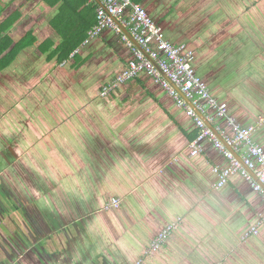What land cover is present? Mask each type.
Instances as JSON below:
<instances>
[{
	"label": "crops",
	"instance_id": "crops-1",
	"mask_svg": "<svg viewBox=\"0 0 264 264\" xmlns=\"http://www.w3.org/2000/svg\"><path fill=\"white\" fill-rule=\"evenodd\" d=\"M198 1L140 3L170 41L193 49L211 95L255 125L264 148V55L247 37H262L264 11L231 2L216 14ZM99 4L0 0V166L13 170V188L32 182L48 225L62 228L56 243L70 242L77 264H264V220L243 237L264 218V198L240 174L215 187L213 168L227 161L208 141L190 155L198 128L173 97L143 73L100 96L132 53L111 29L87 37ZM207 122L220 138L231 132L224 118ZM113 197L119 206L105 209Z\"/></svg>",
	"mask_w": 264,
	"mask_h": 264
},
{
	"label": "built area",
	"instance_id": "built-area-1",
	"mask_svg": "<svg viewBox=\"0 0 264 264\" xmlns=\"http://www.w3.org/2000/svg\"><path fill=\"white\" fill-rule=\"evenodd\" d=\"M96 21L88 30L87 37L97 36L104 29L116 32L132 53L124 68L109 83L102 86L100 96H105L120 84L133 79L140 73L146 74L160 85L176 106L190 116L198 132L189 144L190 155L200 154L202 143L210 142L227 164L215 166L218 179L216 188L224 186L230 176L240 174L264 198V148L252 139L255 125H241L227 113V105L219 103L211 95L207 82L196 72L193 65L194 51L186 43H173L163 29L148 14L146 9L134 0H99ZM123 28L128 31L125 33ZM143 50H141L137 45ZM213 110L214 114H208ZM224 118L231 132H222V138L208 125L207 121ZM219 129V128H217ZM119 206L118 198H111L105 209ZM264 218L248 230L243 237L257 233ZM175 223L166 226L144 250L152 253L163 243ZM142 258L136 260L140 264Z\"/></svg>",
	"mask_w": 264,
	"mask_h": 264
},
{
	"label": "flooded vegetation",
	"instance_id": "flooded-vegetation-1",
	"mask_svg": "<svg viewBox=\"0 0 264 264\" xmlns=\"http://www.w3.org/2000/svg\"><path fill=\"white\" fill-rule=\"evenodd\" d=\"M4 164L2 161L0 166V264H77L76 257L69 254L70 242L54 241L62 228L54 220L48 225L37 206L40 200L35 199L39 191H30L32 182L13 188V170ZM25 178L28 176L23 174L24 183ZM49 236L55 243L52 249L47 248Z\"/></svg>",
	"mask_w": 264,
	"mask_h": 264
},
{
	"label": "rangeland",
	"instance_id": "rangeland-1",
	"mask_svg": "<svg viewBox=\"0 0 264 264\" xmlns=\"http://www.w3.org/2000/svg\"><path fill=\"white\" fill-rule=\"evenodd\" d=\"M187 1L196 2L197 0H187ZM198 2H205V5H203V6L200 5V6H202V8L204 10L210 9L209 10L210 13H216V14H219L222 11H224L222 13V14H224L227 10H229L231 8V6H233L231 2H233L235 4L234 6H237L240 3V5H241L240 8L243 9V11H245V10L247 11V9L249 8V3H252L253 5H256L258 13H260V11L261 12L264 11V0H201V1L199 0ZM230 3H231V5H230ZM213 8H215V9L212 10ZM223 9H225V10H223ZM258 13H256V15H258ZM241 28H242V31H241L242 33H244V32L248 33V31H247V29L245 27H241ZM230 32L231 31H228L229 35L227 36L229 39L232 38ZM261 35H262V37L259 36V35L257 36V35H254V34H251V35L247 34V37H249L251 39V42H249V43L254 46V48H255L254 51H255V53H257L258 56L264 55V53L262 52V51H264V40H263L264 39V33L261 32ZM261 40H263V41H261ZM249 43H247V44H249ZM257 44H258V47H257ZM260 50H262V51L259 52ZM227 57H229V56H227ZM28 111H29V108H28ZM28 111L27 110L24 111V109L23 110H18L17 109L15 111V113L16 114L23 113V115H24V113L27 114ZM37 145L38 146L36 147V149L40 150L42 144L39 143ZM33 150H35V149H33ZM32 153H33V151H32ZM39 205H40V203H39ZM112 209H114V208H112ZM99 210L103 211L101 209V207L99 208ZM99 210L98 209L96 210L97 214L99 213ZM59 238H62V237H59Z\"/></svg>",
	"mask_w": 264,
	"mask_h": 264
},
{
	"label": "water",
	"instance_id": "water-1",
	"mask_svg": "<svg viewBox=\"0 0 264 264\" xmlns=\"http://www.w3.org/2000/svg\"><path fill=\"white\" fill-rule=\"evenodd\" d=\"M123 31L125 33H128V31L126 29L123 28ZM136 44V43H135ZM137 45V44H136ZM141 50H143V48H141L139 45H137ZM56 242V240H54ZM55 245V243L52 241V239L50 240V243H49V247L51 249V247H53Z\"/></svg>",
	"mask_w": 264,
	"mask_h": 264
},
{
	"label": "trees",
	"instance_id": "trees-1",
	"mask_svg": "<svg viewBox=\"0 0 264 264\" xmlns=\"http://www.w3.org/2000/svg\"><path fill=\"white\" fill-rule=\"evenodd\" d=\"M135 2H138V3H140L141 2V0H134ZM140 4H142V3H140ZM132 57V56H131ZM197 134V133H196ZM38 196H39V194H38ZM54 247V246H53ZM48 249H49V246L47 247ZM51 249H52V247H51Z\"/></svg>",
	"mask_w": 264,
	"mask_h": 264
}]
</instances>
